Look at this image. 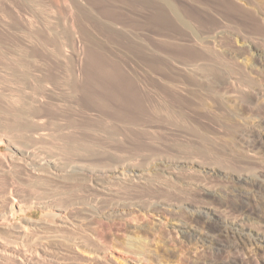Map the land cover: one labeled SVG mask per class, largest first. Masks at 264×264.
<instances>
[{
  "label": "rangeland",
  "instance_id": "374dc122",
  "mask_svg": "<svg viewBox=\"0 0 264 264\" xmlns=\"http://www.w3.org/2000/svg\"><path fill=\"white\" fill-rule=\"evenodd\" d=\"M262 121L264 0H0V264H264Z\"/></svg>",
  "mask_w": 264,
  "mask_h": 264
},
{
  "label": "bare ground",
  "instance_id": "6f19581e",
  "mask_svg": "<svg viewBox=\"0 0 264 264\" xmlns=\"http://www.w3.org/2000/svg\"><path fill=\"white\" fill-rule=\"evenodd\" d=\"M140 2V1H139ZM126 3V2H125ZM153 7V6H152ZM121 13V12H120ZM120 15V14H119ZM119 18V17H118ZM147 22V21H146ZM119 23V22H118ZM154 23V22H153ZM126 25V24H125ZM249 108V107H248ZM120 110V109H119ZM253 110V109H252ZM112 111V110H111ZM131 111V110H129ZM254 111V110H253ZM116 113V111H114ZM120 112V111H119ZM132 112V111H131ZM134 112V111H133ZM137 112V111H136ZM112 113V112H111ZM118 113V112H117ZM127 113V112H125ZM130 113V112H129ZM122 114V113H121ZM135 114V113H134ZM137 114V113H136ZM118 115V114H117ZM113 116V115H112ZM119 116V115H118ZM133 116V115H132ZM120 117V116H119ZM126 117V116H125ZM121 118V117H120ZM139 122V121H138ZM264 123V121L260 122L259 126H262V124ZM260 132V131H259ZM258 132V133H259ZM250 135H252V131H250L249 133ZM256 136L253 137V144L256 146V145H259L261 146L262 148H264V127H263V130L259 133V134H255ZM250 137V136H249ZM252 137V136H251ZM251 139V138H250ZM249 139V140H250ZM251 141V140H250ZM248 142V141H247ZM254 146V147H255ZM260 147V148H261ZM69 150V149H68ZM92 167V166H91ZM255 168V167H254ZM112 175H114V177L116 176L117 177V174L115 173L114 174V171L112 170ZM257 175L259 176H263L264 175V165L261 164V166L257 167L256 169V173ZM247 175V174H246ZM256 175V177H258ZM92 176V174H91ZM239 176V175H238ZM242 176V175H241ZM90 177V176H89ZM235 180V179H234ZM238 181H242L245 182L248 186H250L251 188H254V187H257L258 184H257V179L255 178H251L249 176H242V177H238ZM237 183V181H235ZM101 184V183H100ZM238 184V183H237ZM236 185V184H235ZM239 185V184H238ZM237 185V186H238ZM244 185V184H242ZM242 185H241V188H242ZM236 186V187H237ZM235 187V188H236ZM240 188V187H239ZM240 188V189H241ZM244 189L246 187H243ZM247 189V188H246ZM238 190V188H237ZM236 191V190H235ZM240 191V190H239ZM248 191V190H247ZM261 191V190H260ZM234 192V191H233ZM243 192V191H242ZM239 193V192H238ZM241 193V192H240ZM245 193V192H243ZM262 193V192H261ZM264 194V193H263ZM239 195V194H238ZM262 195V194H260ZM240 196V195H239ZM245 197H247L245 195ZM262 197V196H261ZM235 198V197H234ZM240 198V197H239ZM247 200V199H246ZM245 200V198L242 196L241 197V200H240V205H241V208H249V206L247 205V201ZM262 200V203L263 204L262 206H264V195H263V199ZM239 201V200H238ZM69 203V202H68ZM239 203V202H237ZM10 208L11 210H15L16 207H20L19 204L17 203H11L10 202ZM250 205V204H249ZM47 206V205H46ZM45 207V206H44ZM264 208V207H263ZM114 211V210H113ZM113 211H111V213H109L108 215H112L110 217H114L116 215V213H114ZM107 215V216H108ZM195 217H199V220H198V223L200 226L204 227L205 229V232L204 233H195L193 232L192 228H186V225H182V228H181V231L186 233L189 237H191L192 239H197V240H207L209 243L213 244L212 245V248L215 250V251H222L225 247H227L228 245H230L231 247H236L239 242L241 240L244 239V235L245 234V231L244 229L241 227V223L239 221H230L228 224H221L219 223V221H216V220H213V218L210 216L211 215V212L208 211V210H203V211H199L197 213H194ZM107 218V217H106ZM191 218H193L191 216ZM111 219V218H110ZM113 220V219H112ZM4 221V220H3ZM102 222V221H101ZM60 226V225H59ZM19 227V226H18ZM110 227V226H109ZM18 230H15L16 231V234H18V236H22L24 235V237L26 235H29L28 234V226H21L19 228H17ZM109 229V228H108ZM162 230V229H161ZM160 230V231H161ZM197 232V230H194ZM162 232V231H161ZM30 233V232H29ZM247 233V232H246ZM201 235V236H198V235ZM248 235V234H247ZM252 235V234H251ZM257 235V234H256ZM255 237V236H254ZM256 238H259L260 240H264V236H259V237H256ZM43 239V238H42ZM258 239V240H259ZM40 240V239H38ZM44 240V239H43ZM2 241V240H0ZM85 242V241H84ZM145 243V242H144ZM4 244V243H3ZM77 244V243H75ZM11 245V244H10ZM39 245V244H38ZM82 245V248H79V245H76L78 246V249H81V250H84V251H88V253L91 251V252H94L95 250V247H90V245L88 243L84 244L83 242L81 243ZM80 245V246H81ZM101 245V244H100ZM92 246V244H91ZM125 246V245H124ZM123 246V247H124ZM12 247V246H10ZM85 247V248H84ZM112 247V246H110ZM25 248V247H24ZM97 248V247H96ZM1 249V248H0ZM35 249V248H33ZM76 249V247H75ZM100 249V247H99ZM32 250V249H31ZM158 250V249H157ZM27 251V250H26ZM25 251V252H26ZM38 251V250H37ZM103 253L107 252L105 251V249L103 250ZM122 251V250H121ZM125 251V250H124ZM3 252V251H2ZM29 252V251H28ZM34 252V251H33ZM96 252V251H95ZM94 252V253H95ZM4 253L7 254L8 256L11 255V256H16V257H21V254H22V251H20V248L18 246H13L12 248H10V250H5L4 249ZM24 253V252H23ZM101 253V252H100ZM36 254V253H35ZM39 254V253H38ZM37 254V255H38ZM96 254V253H95ZM28 255V254H27ZM91 255V253H90ZM94 255V254H92ZM98 255V253H97ZM108 256V255H106ZM39 257V256H38ZM21 259V258H19Z\"/></svg>",
  "mask_w": 264,
  "mask_h": 264
}]
</instances>
